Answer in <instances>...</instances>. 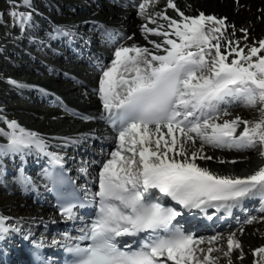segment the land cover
<instances>
[{"label":"snow or ice","instance_id":"snow-or-ice-1","mask_svg":"<svg viewBox=\"0 0 264 264\" xmlns=\"http://www.w3.org/2000/svg\"><path fill=\"white\" fill-rule=\"evenodd\" d=\"M157 3H138V15L146 20L140 31L152 49L135 42L118 43L117 37H132L123 36L108 24L93 21L89 28L105 45L114 46L109 64L99 60L95 64L100 75L93 92L103 109L100 118L117 133L116 149L98 172L97 191L90 193L85 187L81 195L75 180L67 174L64 158L47 150L48 142L39 132L26 129L16 119L0 117L6 125L0 127V137L6 140L0 145V157L19 156L24 161L34 153L46 155L49 166L42 170L41 177L46 189L55 194L61 215L75 219L76 208L96 209L95 217L79 229L75 238L65 234L63 244L52 240V245L62 246L70 255L65 264H220L221 258L224 264H235L236 259L243 260L244 253L234 232L227 235L225 247L220 234L194 236L185 231L177 217L187 212L195 219V212H200L211 220L208 210L215 209L240 223L233 209L246 212L244 202L253 198H259L260 211L264 212V166L241 177L218 174L197 162L216 159L220 164L236 163L207 155V147L257 149L264 158V39L242 47L234 39L235 25L227 23L226 17L203 11L186 15L174 0H167V8L176 11L177 19L165 11H149ZM33 11L32 0H12L8 14L20 31L26 32L34 26ZM240 31L247 40L248 30ZM57 38L69 42L79 38L86 46L91 43L76 24L53 27L48 39ZM9 83L17 88L36 87L48 94L39 86L15 80ZM239 106L255 109L259 118L249 121L236 115L221 122L222 116L230 115L229 108ZM55 139L64 147L80 143L78 137ZM80 171L87 175L86 166ZM15 180L24 190L35 187L22 166ZM153 190L170 197L180 210L164 206ZM9 219L0 215V239L23 233L19 221L10 224ZM255 219L245 215L243 223ZM239 231L242 234L243 228ZM30 234L29 229L23 238L27 240ZM205 242L207 247L203 246ZM34 244L35 264H44L39 252L44 242ZM252 255L256 257L253 264H264V246L255 248Z\"/></svg>","mask_w":264,"mask_h":264},{"label":"bare ground","instance_id":"bare-ground-1","mask_svg":"<svg viewBox=\"0 0 264 264\" xmlns=\"http://www.w3.org/2000/svg\"><path fill=\"white\" fill-rule=\"evenodd\" d=\"M7 1L10 4L12 2V0H0V14H5L10 10V4H8L9 6L5 5ZM131 2L136 5L135 8L131 7L128 2L110 5L104 1L98 2V0H32L34 26L26 32H21L19 26L15 25L11 17H8L7 20L0 19V27H2L0 28V117L16 119L26 129L39 132L48 142L47 150L63 155L71 164L76 162L71 153L87 154L91 146H96L99 142H105L107 137L111 138V135L100 121L103 109L98 95L93 92L100 75L99 71H92L87 66L86 61H84V57H78L76 62L68 60L69 56L65 55L66 52L87 51L88 45L86 46L83 40L79 38L70 42L64 38L49 40L48 33L57 25L76 24L79 33L85 39L91 38V44H96L102 49H106L108 57L105 64H109L114 58V46L108 47L105 45L102 40L96 37V32L93 35H89V32H91L89 28L93 21L100 24H108L118 29L123 36L132 37L131 40H121L119 43L130 45L135 42L152 49L153 46L148 44L140 31V25L146 23V20L138 15V3L142 2V0H132ZM174 3L186 15H196L203 11L206 14L217 17H226L227 23H235L237 30L236 37H234L235 40H237L238 36L240 38L243 36L240 31L241 28H246L248 33L254 30L255 38L264 36V11H261L264 10V0H239V3L236 0H174ZM121 7H124V9ZM20 10L25 9L21 8ZM149 11H165L168 16L179 18L175 10L167 8V0H158L155 7L150 6ZM253 15L261 16L263 20L256 22L254 20L256 17H253ZM84 21H89L90 23L85 24ZM41 24L49 26V29L46 31L41 28ZM148 26L153 27L154 25L149 24ZM13 27H18L19 33H12L10 29ZM228 30L231 32V29ZM29 32L30 35L36 36V39L33 40L36 41V46H39V48L33 45V40L26 41L27 39L29 40L27 36ZM24 35H26L27 39H24ZM148 38L152 40L161 39L156 36H149ZM41 41H44L43 45ZM49 44L55 45L57 50H55L56 48L54 49L55 51L49 49L47 46ZM84 45L85 47H83ZM26 48L31 49L29 53L25 50ZM46 49L51 54L50 58L46 57V59L40 60L39 58L44 56L43 51ZM87 53L89 55L93 54L95 60L101 58L100 53H93L90 49ZM65 73L68 74L67 78ZM84 77L86 78L84 79ZM10 80H15L24 85L39 86V88L46 89L48 94H42L36 87L17 88L9 83ZM56 83H59V86L52 88V85ZM74 84H77V86ZM24 94H29L30 98ZM43 95L53 102L59 100L66 110H60L58 107L59 103H55L52 106L42 103L44 101ZM33 96L35 99H39L41 96L39 103L44 105L36 107L32 104L35 106L32 107L31 104H26L33 108L30 109L28 106L22 107L17 101L21 97L25 101H31ZM247 108L249 107H231L228 111L230 115L237 114L242 119H245L248 115L254 120L259 118V113L255 109L250 108L251 112L248 113ZM69 110L74 111L75 114H70ZM230 115L222 116L221 122L224 119L233 118ZM81 116H93L95 119L85 120L81 119ZM42 118L43 120H41ZM0 127L6 128V125L0 122ZM240 130H242V126ZM57 137H78L80 138V143L64 147L61 140L55 139ZM4 143H6V140L0 137V145ZM116 143L115 137L109 140L107 144L109 147L108 154L101 158L100 164L95 169L96 171L91 172L89 179L92 178L94 172L95 175H98L102 162L109 159L110 152L116 149ZM198 145L199 141H197V147ZM251 150H253L252 154H248L250 150L235 151L207 147V155H213L225 161L235 160L236 163L220 164L216 159L211 161L199 160L197 162L221 175L244 177L264 166V158L258 155V150ZM44 156L43 154L34 153L27 156L26 161L32 164L33 158H44ZM11 159L15 161L12 162ZM19 159V156L2 157L0 170L3 172L0 177L3 173H9L8 164L11 165L12 163L14 167L11 169L12 176H10L9 180L0 178V215L9 217L8 223L10 224H17L19 221L18 227L23 230V234L28 233L29 229L32 234L38 230L42 222L39 214L42 209L37 205L31 206V204V212L27 211L24 215L21 213V210L26 207L28 202L25 195L27 190L22 189L15 180L20 174L15 170L18 168L15 162ZM39 162L42 161L39 160ZM33 182L36 185V180H33ZM5 192L10 196H5L3 194ZM255 199L257 200L254 201ZM251 200L255 204L250 203ZM258 203H260L259 198L249 199L244 207L245 209L247 208L248 212L251 211L255 215L256 219L252 223H243L245 216L241 214V222L237 225L233 223L223 229L214 228L211 232L203 235L206 238L210 235L220 234L222 243L226 247L227 235L229 232H234L243 245L244 253L243 260L236 259L235 264H253L256 259L252 255L253 250L264 246V219H261L264 216V212L260 211L262 206L260 207ZM237 211L240 210L238 209ZM242 213L244 214V212ZM28 221L33 223L26 231L25 227L28 225ZM240 228H243L242 234L239 231ZM203 246L207 247V243L205 242ZM213 255L219 256L220 254L213 253ZM235 256L236 251L233 252V257L235 258ZM220 264H224L223 258H221Z\"/></svg>","mask_w":264,"mask_h":264},{"label":"rangeland","instance_id":"rangeland-1","mask_svg":"<svg viewBox=\"0 0 264 264\" xmlns=\"http://www.w3.org/2000/svg\"><path fill=\"white\" fill-rule=\"evenodd\" d=\"M7 4V6H9L8 4H10L8 1L5 3V5ZM9 11L7 12V13H5V14H0V19H4V20H7L8 19V17L10 18V16H9ZM253 17H256V19H254V20H256V22H261V20H263V18L261 17V16H255V15H253ZM44 24V23H43ZM43 24H41V28H43V29H45L46 31L49 29V26H47V25H43ZM230 25H235V23H233V22H231V24ZM0 28H2V27H0ZM236 28V27H235ZM229 29H231V28H229ZM11 30V32L12 33H19V30H18V27H13V28H11L10 29ZM229 31V30H228ZM0 32H1V29H0ZM236 32H237V30L235 31V34H236ZM254 30L253 31H249V33H248V39L247 40H245L244 38H243V36L240 38L239 36L236 38L237 40H239V42H240V46H245L246 44H249V43H251V42H253L254 40H258V39H263L264 38V36L263 37H257V38H255V34H254ZM32 34V33H31ZM25 36V38L24 39H27V37H26V35H24ZM27 36H28V38H29V36H31L32 37V39H27L26 41H30V40H33V39H36V36H34L33 34L32 35H30V32L27 34ZM234 37H236V36H234ZM240 38V39H239ZM241 40V41H240ZM36 41L35 40H33V45L34 46H36L37 44L35 43ZM48 46V48L49 49H51V50H53V51H55V50H57V48H56V46L55 45H52V44H49V45H47ZM36 48H39V46H36ZM56 48V49H55ZM55 49V50H54ZM25 50H27L28 51V53L30 52V50L31 49H29V48H26ZM33 54V53H32ZM43 54H44V56H42V57H40L39 59L40 60H44V59H46V57H48V58H50V56H51V54H50V52H49V50H45V51H43ZM70 57H74V55L73 54H68ZM93 60V59H92ZM35 65V64H34ZM25 66V65H24ZM76 73H78V72H76ZM84 74V73H83ZM57 76V75H56ZM86 77H84V79H85ZM74 85H76L77 86V84H74ZM59 86V83H56L55 85H52V88H57ZM25 95H28L29 97H30V95L29 94H25ZM34 100V96H33V98H32V101ZM21 105H22V107H24V106H28V105H26V104H31V106L32 107H35V106H33L34 104L31 102V101H25L24 100V98H19L18 100H17ZM33 104V105H32ZM19 105V104H18ZM42 106V105H41ZM40 105L39 106H37V107H41ZM28 107H30V106H28ZM30 109H33V108H31L30 107ZM34 109H36V108H34ZM39 110H40V108H38ZM42 109H43V107H42ZM247 111H248V113H250L251 112V110H250V108H247ZM237 114H233V115H230V116H232V117H234V116H236ZM229 118V117H228ZM221 119H223V118H221ZM245 119H247V120H249V121H252V120H254V119H252L249 115L245 118ZM41 120H43V118L41 119ZM237 131H239V129L237 130ZM252 151L253 150H250L249 151V153L248 154H252ZM5 196H10V195H8V193H3ZM28 203H27V205H26V207L25 208H23L22 210H21V213H23L22 215H24V213L25 212H31L32 210H30L32 207L30 206V204H29V200L27 199L26 200ZM18 217H21V216H18ZM29 222V224H31L32 223V221H28Z\"/></svg>","mask_w":264,"mask_h":264}]
</instances>
